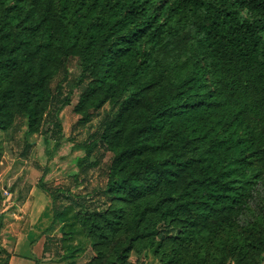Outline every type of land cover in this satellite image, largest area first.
Instances as JSON below:
<instances>
[{"label":"trees","instance_id":"trees-1","mask_svg":"<svg viewBox=\"0 0 264 264\" xmlns=\"http://www.w3.org/2000/svg\"><path fill=\"white\" fill-rule=\"evenodd\" d=\"M73 62L74 112L119 110L85 144L112 153L109 205L39 183L68 264L84 241L82 264H264V0H0V129L40 133Z\"/></svg>","mask_w":264,"mask_h":264},{"label":"rangeland","instance_id":"rangeland-1","mask_svg":"<svg viewBox=\"0 0 264 264\" xmlns=\"http://www.w3.org/2000/svg\"><path fill=\"white\" fill-rule=\"evenodd\" d=\"M68 70L66 76L54 79L51 89L62 92L61 99L70 96L71 103L63 106L55 116H47L40 133L28 134L25 120L16 121L8 130L0 129L1 242L8 249L14 245L12 234L16 229L36 222L34 230L37 233L32 235L38 237L31 244L36 249L34 264L70 262L66 258L70 252L64 250L61 237L42 234L52 220L53 204L49 194L39 186L41 181L52 190H62L56 204L58 207L74 199L96 209L111 202L106 186L112 153L100 143L89 153L85 144L96 139L97 132L117 113L119 106L113 102L106 103L91 114L90 120L83 121L84 115L73 110L80 91L75 87L79 76L75 62L69 64ZM251 205L256 209L264 206V176L255 188ZM18 222L20 226L17 227ZM170 245L174 246L173 243ZM94 255L86 241L74 253L78 264ZM130 259L135 264H160L159 258L150 252L133 253Z\"/></svg>","mask_w":264,"mask_h":264},{"label":"crops","instance_id":"crops-1","mask_svg":"<svg viewBox=\"0 0 264 264\" xmlns=\"http://www.w3.org/2000/svg\"><path fill=\"white\" fill-rule=\"evenodd\" d=\"M30 199L31 197L27 200V204H29ZM27 222L28 220L26 223ZM35 224L36 222H29L24 225L23 229H16L15 233L12 234V236H14V245L8 247V249L4 246L10 253L9 264H34L33 255L36 253V249H33L31 244H33V240L38 237L32 235L37 233L34 230ZM18 226H20V222H18L17 227Z\"/></svg>","mask_w":264,"mask_h":264}]
</instances>
